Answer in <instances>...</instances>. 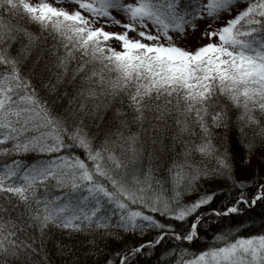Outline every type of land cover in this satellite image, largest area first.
I'll list each match as a JSON object with an SVG mask.
<instances>
[{"label":"snow or ice","instance_id":"obj_1","mask_svg":"<svg viewBox=\"0 0 264 264\" xmlns=\"http://www.w3.org/2000/svg\"><path fill=\"white\" fill-rule=\"evenodd\" d=\"M0 157V264H264L192 251L264 207V0H0Z\"/></svg>","mask_w":264,"mask_h":264},{"label":"trees","instance_id":"obj_2","mask_svg":"<svg viewBox=\"0 0 264 264\" xmlns=\"http://www.w3.org/2000/svg\"><path fill=\"white\" fill-rule=\"evenodd\" d=\"M52 2L55 3V0H52ZM64 3L67 4V0H64ZM133 127L135 126L133 125ZM144 136L148 140V143L150 145L151 129H149L147 133H144ZM0 160H3V158L0 157ZM212 187H215V185H212ZM231 192L232 190L230 188V185L223 182L219 183V191L217 192V196L208 207L223 209L232 198ZM203 215L205 217H208V211L206 210ZM229 224H234L239 228L241 232H247L249 234L264 232V207L258 206L254 210L248 211L246 214H229V216L227 217L220 218L210 217L209 223L205 225V231L201 232L200 239L195 248L192 249V251H198L208 246H213V237L217 232L224 230V227ZM136 239L142 240L144 238L136 237ZM172 243L174 244L175 242ZM164 244L165 246H170L168 241H165Z\"/></svg>","mask_w":264,"mask_h":264}]
</instances>
